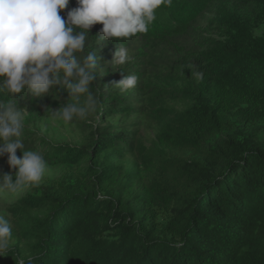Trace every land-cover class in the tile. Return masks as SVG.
Returning a JSON list of instances; mask_svg holds the SVG:
<instances>
[{
  "label": "trees",
  "instance_id": "trees-1",
  "mask_svg": "<svg viewBox=\"0 0 264 264\" xmlns=\"http://www.w3.org/2000/svg\"><path fill=\"white\" fill-rule=\"evenodd\" d=\"M77 6L69 0L59 14L66 20ZM159 9L169 23L154 21L146 34L123 44L165 45L181 73L192 78L175 93L194 104L174 135L159 137L170 156L160 165L138 167L125 180L97 157L83 164L88 154L69 150L61 176L41 197L23 203V211L9 214L22 248L2 253L0 264H264V141L233 132L241 124H264V0H173ZM209 18L212 38L199 30ZM102 27L91 26L88 49L93 45L103 65L120 41L97 42ZM190 64L204 72L202 80ZM111 67L96 75L91 89L108 112L130 111L132 96L105 86L122 74L137 75L141 85L145 71ZM65 96L56 86L39 98L26 90L14 99L28 107ZM102 135L96 155L110 147L114 152L104 158L119 159L130 151V134ZM98 192L104 198L97 199ZM39 209L45 212H27Z\"/></svg>",
  "mask_w": 264,
  "mask_h": 264
},
{
  "label": "clouds",
  "instance_id": "clouds-1",
  "mask_svg": "<svg viewBox=\"0 0 264 264\" xmlns=\"http://www.w3.org/2000/svg\"><path fill=\"white\" fill-rule=\"evenodd\" d=\"M173 0H77V7L67 12V19L59 12L69 0H0V156L7 154V163L15 172L0 175V194H19L28 186L38 185L46 172L47 162L42 153L26 150L21 139L25 107L14 97L26 90L36 98L42 97L56 86L66 90L70 99L52 118L65 124L74 118L87 119L100 104L91 86L97 74L105 72L110 64L119 66L129 60L123 41L138 34H146L162 5L171 6ZM101 23L103 27L97 42L116 39L110 62L101 64V57L93 45L88 49L89 30ZM259 29L255 35L259 36ZM195 77L204 78L199 66ZM138 76L123 75L112 87L125 92L137 85ZM111 87V88H112ZM109 89L105 86L104 90ZM69 99V100H70ZM21 150L22 157L17 156ZM104 198L103 193L96 194ZM12 226L0 215V253L10 247ZM23 264V262H21ZM31 264V260L28 261Z\"/></svg>",
  "mask_w": 264,
  "mask_h": 264
},
{
  "label": "rangeland",
  "instance_id": "rangeland-1",
  "mask_svg": "<svg viewBox=\"0 0 264 264\" xmlns=\"http://www.w3.org/2000/svg\"><path fill=\"white\" fill-rule=\"evenodd\" d=\"M155 21L169 23L170 16L157 9ZM210 22L211 18L206 19L201 21L199 26L200 32H206L205 36L208 38L214 36ZM128 55L129 60L125 64L113 65L111 69L127 68L125 73H130L128 69L132 68L145 71L146 76L141 85L137 83L134 88L125 92L119 90V94L132 96L130 111L108 112L104 108L103 100L99 98L100 104L95 113H91L87 119L74 118L72 122L65 124L62 120L53 119L51 110H58L68 101L74 102V98L70 99L69 96L54 98L43 105L25 107L27 112L24 113L21 139L26 150L39 151L43 154L47 168L38 185L28 186L23 192L15 195L0 194V215H3L12 226L10 251L19 250L22 246L17 240L16 227L9 219V214L15 208H22L23 211V203L41 197L43 189L61 176L67 169L65 158L69 150L80 149L86 152L88 157L84 159L83 164L90 158L97 157L105 167H108L110 171H116L125 180H128L138 167L144 168V165L148 163L160 165L170 156L168 149L159 144V137L174 135L182 115L194 104L192 97L178 98L175 93L179 89L188 88L187 82L192 78L181 73L177 56L165 45L155 43L153 47L146 48L142 42L135 40L128 48ZM110 90L115 92L118 89L112 87ZM105 132L130 134L132 138L130 151L124 152L119 159L118 157L114 159L115 155L108 159L104 158L107 152L108 154L114 152L115 148L110 147L96 155L95 142L102 138V133ZM233 132L244 139L255 137L259 141H264V124L254 127L241 124L236 126ZM97 133H101L100 137ZM232 134V132L224 134L220 139L228 138ZM16 154L22 157L21 150L18 149ZM7 159V154L0 156V175L9 174L14 179L17 169L11 168ZM27 212L35 216L45 211L39 209ZM24 248L27 249L26 245Z\"/></svg>",
  "mask_w": 264,
  "mask_h": 264
}]
</instances>
